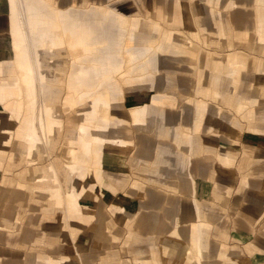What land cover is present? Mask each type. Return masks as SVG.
I'll list each match as a JSON object with an SVG mask.
<instances>
[{
	"label": "crops",
	"instance_id": "crops-1",
	"mask_svg": "<svg viewBox=\"0 0 264 264\" xmlns=\"http://www.w3.org/2000/svg\"><path fill=\"white\" fill-rule=\"evenodd\" d=\"M113 1L107 0L108 3L104 4L87 1L84 4L68 3L67 6L60 7L57 0H0V28L6 26L4 23L8 19L11 4L16 5L17 10L24 14L23 17L25 20L30 22L34 18H39L38 16L41 14L50 19L58 12V15H62L63 18L68 20H71L72 16L77 17L87 27L89 26V14L94 12L95 9L103 10V8H106L115 10L117 7ZM202 1L211 7L218 6L221 2V0ZM253 3L256 5L257 13L255 25L258 35L255 41L258 45H264V0H230V3L225 6L228 9L232 8L229 11V17L224 21L215 19L214 24L216 29L215 33H213L221 38L225 37L227 43L231 40L233 45H236V42H232L234 41L233 37L236 39L247 37V33L244 32L252 26L247 19L249 13L242 6H248ZM180 9V0H174V21H179ZM194 9L201 10L198 1H196ZM99 19L100 17L97 15V20ZM135 21V19H132L130 25L132 27L130 34H132L133 40L138 35H147L151 39H155L154 47L159 49L158 51L149 50L150 48L148 49L138 45L139 47H143L141 49L142 56L149 50L147 60L151 74L148 79L145 77L143 80H133V83L143 86L139 91H135L134 94H144L148 97V101L144 105L145 120L149 113H152V111L157 112L159 114V127L156 130H152L151 126L146 127L147 130L143 133L136 131L137 133L133 137V147L131 148L132 144H129V148L127 147L129 149L128 153L132 151L130 149H134L135 153V149L138 148L137 143L140 136L144 135V139L146 137L149 138L148 143L142 141L140 155L137 156L135 154L131 156L130 164H132L133 170H137V172H134V175H138L139 179L132 183L130 182L126 187L128 189L126 191L127 194L135 197L138 194L143 195L146 197V200L136 198L128 204L126 210L117 203H111L106 211L122 223L130 222L137 217L135 231L138 233L137 235L142 244L139 246H148L150 240L154 237L157 244L148 246V257H142V253L138 250L134 252L138 260H148L154 264H158L155 261V257L158 255V246L167 261L176 264H264V245H260L261 248L254 244L248 246L249 232L246 224L248 217H256V221L254 222L258 223L264 215L263 186L258 183H250L249 181L254 182L257 180L256 177L248 176L249 170L251 169L250 166L241 172L239 166L241 156L234 157L229 149H225L232 145L231 140L227 137H235L238 130L235 126H241V121H244V130L245 132L248 130V140L257 144H242L241 141V148L239 146V150H250L255 154V157L260 159L262 163H259L258 168H255L258 163L252 166L256 170L254 174L264 173V170L259 168L264 165V64L258 62L254 64L258 72L252 68L251 64L247 65L246 57L242 55L247 54L243 47L239 50L236 49L232 53L229 51L222 60L214 57L209 58L205 54H202L199 65L202 71L199 77L194 72L190 77L181 76L176 80V95L178 99H176L177 104L174 106V99H172L174 98V94L170 92L172 89L170 83L165 85L166 88L162 85L163 93H161L155 91L152 85L145 87L146 82L152 77L156 57L159 54L173 52L193 55L194 51L192 47L196 44L191 39L186 38L185 45H187V49H183L184 47L177 43L173 29H165L162 27L161 22L143 19L141 17L138 19V31L134 33ZM151 24H156L159 28L163 29L165 36L155 38L147 34V26H151ZM157 26H155L156 29ZM104 29L109 30V28H103L102 30ZM111 31L114 34L113 29ZM96 34L97 36L98 34L101 36L105 35L104 32H96ZM7 35V33L3 34L4 37H7ZM22 47L24 48V45ZM27 48V52L32 51L28 46ZM10 51L12 50H10L9 46L0 38L1 69L8 68L9 65H12L13 61H6L5 58V54ZM246 66L249 67L248 70H244ZM138 68L142 70L146 67L143 64ZM182 74H186L184 69ZM1 78L6 79V77ZM251 85H256V92L251 90ZM187 98L192 100V102H184ZM228 102H232L234 107L236 105L242 106L241 110H231L225 106V103ZM256 102L258 104L257 109L252 112L244 111L248 104H255ZM198 103H203L205 106L202 116L203 124H197L200 122L198 121L197 113ZM162 105H165V107L159 109ZM239 114H241V117ZM240 118L246 120H240ZM229 120L234 122L233 127ZM231 129H234V134L229 133ZM213 132L214 134H210ZM158 136L162 139L159 140ZM125 158L122 161L123 163L126 160ZM248 161L250 160L247 158V164L251 163V161ZM233 163L236 166L234 168L236 171L231 172L229 167ZM139 166L141 168L136 169ZM100 177L101 181L105 182L107 186L102 187L100 183L97 184V190L101 193L93 205L91 217L88 221L80 218L74 224L75 226L80 224L78 228L65 222L64 211L60 206L55 204V201L49 197V194L34 190V192L44 194L46 197V204L42 209L44 214H47L49 208L59 212L56 219L64 223L61 230L68 232L70 236L72 253L71 255L53 256L46 253L33 254L30 252H22L20 264H58L59 261L67 260H72L73 264H92L95 262L96 256L88 253L82 257L81 254L88 250L87 244L89 243V238L91 239L90 243L92 246L98 245L99 247L104 246L103 240L108 238L105 232L103 233L101 230L95 231L93 225V220H96L95 222L99 224L107 215L104 210L105 205L101 202L100 206L99 199L100 197H104L107 192L110 194L115 193L117 190L116 185L123 184V181L127 180L125 176H112V179H108L105 176L104 170L101 171ZM139 180L144 181L145 184L152 182L161 187H164V180L180 181L181 184L176 185L178 188L177 193L167 196L166 194L158 193L154 188L144 187V184ZM211 180L215 187H227L236 181L231 202L235 200L234 203L240 207L241 214H243L240 216V224L237 229H233V225L226 222L225 217H228V214L213 224L209 223L206 225L204 222L207 216L198 208L201 195L200 185H204ZM136 184L140 185L142 189H137L135 187ZM9 186L20 190L17 184L13 182ZM238 186L241 192L236 195ZM21 191L23 190L21 189ZM184 192L187 193V200L186 198L184 199ZM14 202L16 203L17 201ZM228 202H230V199ZM256 204H259L261 208L256 206ZM158 211L162 215H159L157 213ZM211 212L216 213L217 211L215 209H211L209 213L210 217H217L215 216L216 214H212V216ZM12 216L13 220L18 219L16 214ZM44 218L47 219V216L45 215ZM116 235L117 233L113 232L110 237L116 238ZM76 236L80 238L75 240ZM215 237H228V243L239 246L240 252H234L229 256L226 246L223 243H219L217 248ZM260 241L264 244V237H260ZM196 244L198 245L199 253ZM205 250L206 252H204ZM114 256L117 255L115 254ZM114 256H102L97 264H119ZM0 264H7V262L5 259L0 258Z\"/></svg>",
	"mask_w": 264,
	"mask_h": 264
},
{
	"label": "rangeland",
	"instance_id": "rangeland-1",
	"mask_svg": "<svg viewBox=\"0 0 264 264\" xmlns=\"http://www.w3.org/2000/svg\"><path fill=\"white\" fill-rule=\"evenodd\" d=\"M86 1L97 4L108 3L107 0H57V3L60 7H65L68 5V3L84 4ZM173 1L174 0H114L113 3L117 7L115 10H109L106 8H103V10L96 9L94 12H91L89 14L88 25L92 28V38L86 40L84 44H76L72 48L67 46V52L65 54L66 56L72 58H77L80 56L82 58L86 57V60L89 62V64H93L94 66H96V71L101 70V74L103 71H105V75H101L102 77L99 80L101 82L99 87H97L94 92L97 97H100L101 100L106 101L105 104L99 103L94 107L93 111L99 117L103 119L110 118L109 109L111 107H119L128 111L129 108L133 106L127 100L128 98L126 95L127 93H129V88L127 87V85L129 83H133V80H143L145 77L147 79L150 77L151 73L147 60L149 56V50L158 51L159 49L156 47L150 48L147 53L142 56L141 49L143 47H139L137 44H135L132 36H130V38L128 37L132 28L130 26L132 19L136 20L134 22V33L138 31V19L141 17L143 19H150L151 21H159L161 22L162 27L165 29H173L175 33V39L177 43L181 44L182 47H184L183 49H187V45H185L187 40L186 38L191 39L196 44L194 47H192L194 51L193 55L173 52L159 54L156 57L152 77L146 82L145 87H149L150 85H152L155 91L161 93H163L162 85H164V88H166L165 85H167V83H170L172 85V89L170 90V92L174 94V98H170L174 99V106H176V99H178L176 95V80L181 76L190 77L194 72L196 73L197 77H199L200 72L202 71L199 66L202 54H205L209 58L214 57L222 60L229 53V51L232 53L235 52L236 49L239 50L241 47H243L245 49V53L247 54H241L246 57L247 65L251 64L252 68L255 69L254 64L256 62L264 64V45H258L255 41L258 34L256 32L255 25L257 13L256 5L254 3L248 6H242L249 13L247 19L252 27L245 30L244 33H247V37L242 39H236L235 37H233L234 41L232 42H236V45H233L231 43V40H229L227 43V39H225V37L221 38L214 34L216 29L214 20L219 19L221 21H224L229 17V11L232 8L228 9L225 8V6L226 4L230 3V0H221L220 5L213 7L206 5L202 0H180L181 9L179 14V21H174L173 18ZM196 1H198L199 5L201 6V10L194 9ZM130 9H134L133 14L124 12ZM97 15H99L100 17L99 20H97ZM120 24H123V26H121ZM155 26L157 25H148L146 33L152 35L155 38L165 36V32L163 31V29L159 28L158 26L156 29ZM97 28L99 29L96 31ZM103 28H109V30H102ZM112 29L114 34H112ZM141 31L142 33H144L143 30ZM94 32H104L105 35L103 37H95L93 35ZM108 32L109 34L107 35ZM210 32L214 33L212 34ZM68 39L73 40V38L66 36L65 40L67 41ZM207 42L208 44H206ZM24 43L26 44V42ZM83 47H86L84 48L85 50H82ZM88 49H90L91 51H88ZM90 58L91 61L96 60L95 63L97 64L92 63L90 61ZM129 58H131L130 62ZM103 59H106L107 61L102 62ZM98 60H100L101 63H98ZM13 63L14 62H12L11 65L12 68H14ZM143 64H145L146 68L142 70L139 69L138 67L142 66ZM49 68L44 67V70H46V72H55L58 70L65 72L68 69L66 67H64L63 69L62 66H58L57 68ZM40 69L42 70V67H40ZM111 69H113L112 72ZM183 69L186 72V74L184 75L182 74ZM248 69L249 67L246 66L244 70ZM2 76H4V74H0V77ZM56 80L57 82H55L53 85L49 84L53 87L58 88V91L52 94L42 93V90L46 85L45 83L38 85L36 84L37 86H34V92L40 93V99H44H41L42 102L47 101L48 96L51 95L47 106L49 107V109L53 110L49 114L52 117V120H54V115L56 114L54 107L57 110L56 118L60 125V131L59 135L55 139V142H53V149L51 153H49V156H43L40 159L35 158L34 161H29L27 163L25 156L17 151V142L16 140H14V137H12L10 143L6 147L7 152L4 154V156L0 157V258L5 259L7 264H20L22 260V252H30L33 254L46 253L53 256L71 255L72 253V245H70L69 239L70 236L68 232L61 230L64 223L63 221L56 219L59 215V212L49 208L47 214H44L42 209L46 204V197L44 194L38 192L36 193V191L34 192V190L43 191L49 195L51 193L47 190L41 189V185L36 186L37 184H32V186H34L32 190H29V188L25 187L21 188L18 185L17 186L20 190L14 189L13 187L9 186L12 182L16 184V179L26 182V178H28L31 173L34 176H38L39 172L36 169L48 166L51 161L53 164H57L59 167H62V165L70 166L73 163V159L70 155V150L73 145L69 143V136H67V134L70 132H78L79 127L77 126L78 124H80L79 111L83 108H87L88 112L89 110H91L89 102L92 101V97H94V95H89V98L84 95V99H82L79 103L69 104V102H66V98L73 96L77 100L78 94H74L70 91L69 85L65 83V81L68 80V77L66 75H58L56 77ZM114 82L118 84L119 88H112V84ZM134 85L138 87L140 84L133 83V92H135L134 90L139 91L137 90L138 88H134ZM78 87L82 90L86 89V86L80 84H78ZM16 88L19 92V97L14 98L15 100H9L10 102H8V104H0V108L3 109V112H6L5 114L9 113L11 107H13L17 102H21L23 104L30 101V99L34 100L35 95H31V93L27 92L28 87L26 85L19 84L16 85ZM37 90H39L40 92ZM251 90H254L256 92V85H251ZM50 100H52L53 102H50ZM184 102L190 103L192 102V100L187 98ZM225 106L229 107L233 111L236 110L232 102L225 103ZM257 106V102L255 104H248L247 108L244 111L252 112L253 110L257 109ZM162 107H165V105L160 106L159 109H161ZM22 110L25 111V107L22 108ZM241 114H239L240 117ZM240 120L246 119L240 118ZM243 122L244 121H241V126H235V128L238 129L235 137H227L231 140L232 145L229 148L225 149H229L233 153L234 157L241 156V160L239 163L241 172L245 171V169L250 166L251 169L249 170L248 176L254 178L256 177L257 180H255L254 182H249L262 185L264 190V173H260L258 175L254 174L256 170H254V168L252 167L253 165H255V163H258L255 167L258 168L259 163L261 162L260 159L256 158L255 154H253L250 150H239V146L241 148V141L242 144H257L248 140V130H246L245 132ZM200 124H203V121H201ZM9 126L12 129H16L20 126V123H18V125L16 126V123L10 122ZM149 126H151L152 130H156L159 127V114L157 112L152 111V113H149L146 118V124L140 127L141 129L139 130H137V128L132 125V122L129 121L123 128H106L105 133L109 134L112 130L122 131V140L124 139L126 142L130 143V145L132 144V148L134 140L133 137L135 136V134L137 132L143 133L147 130L146 127ZM210 134H214V132ZM158 138L159 140L162 139L160 136H158ZM75 140H78V136L75 138ZM122 140L117 138L116 144L121 143ZM128 148H125L126 160L124 163H122L121 166H119L121 169L117 168L118 166L116 165L113 168L108 166L104 167L106 178L112 179V176H125L127 179L123 181V184L116 185L117 190L115 193L110 194L107 192L104 197H100V206L102 202V204L105 205V211L106 209H108L111 203H117L126 210L128 208V204L133 202V200H135L136 198L146 200V197L143 195L138 194L135 197L126 193V191L128 190L126 188L127 185L130 182L132 183L133 181L139 179L138 175H134V172H137V170H133L134 168L132 164H130L131 156L135 155L134 149H130L132 151L128 153ZM247 158L251 161V163L247 164ZM139 168L141 167L139 166L136 169ZM234 168H236V166L233 163L229 167V170L233 172L235 170ZM259 168H262V170H264V165ZM141 182L144 184V187L154 188L158 193H163L167 196L173 193H177L178 188L176 187V185L179 183L181 184L180 181L164 180V187H161L152 182H147L146 184L144 181ZM235 185L236 181L232 182L227 187L216 186V188L212 180L206 182L204 185H200L201 195L198 202L200 204L198 208L207 216L206 219H204L206 225H208L209 223L213 224L214 222L220 220L221 217L228 214L229 216L225 217L226 222L231 223L233 225V229H237L238 225L240 224V216L243 214H241L240 207L234 203L235 200L231 202ZM239 188L240 187L238 186L236 189V195L241 192ZM21 189L23 191H21ZM100 193L101 192L99 191L98 195ZM184 194L185 199L187 193L184 192ZM180 198L183 199L182 197ZM229 199L230 202H228ZM14 201L17 202L15 203ZM259 204H256V206H259L261 208ZM211 209H215L217 211L216 213L211 212V215L216 214L215 216L217 217H210L209 211ZM106 213V217L103 218V220L100 221L99 224L95 222L96 220H93L95 231L101 230L103 233L105 232L106 236H108L107 239L103 240L104 246H92L90 243L91 239L89 238V243L87 244L88 250L81 254V256L84 257V254L87 255L88 253L92 256H96L95 262L92 264H97L102 256H114L115 254L117 256L114 257L117 259V263L119 264H154L152 261H144L141 259L138 260L134 254V252L138 250L142 253V257H148V246L157 244L154 237H152L148 246H139L142 244L140 243L139 236L137 235L138 233L135 231L137 217L132 219V221L130 222L122 223L119 219H116L115 216L110 215L107 211ZM157 213L159 215H162V213H159V211ZM15 214L16 216H18L17 220H13L12 215ZM45 215L47 216V219L44 218ZM254 221H256V217L247 218L246 224L249 232L248 246L250 244H254L257 247L261 248L260 245H264L260 241V237H264V215L261 217L258 223H255ZM8 225L9 227H7ZM113 232L117 233L116 238L110 237ZM79 238V236H76L75 240H78ZM228 241V237H215L216 246L219 243H223L226 246L229 256H231V254L234 252H240L239 246L229 244ZM157 248L158 255L155 257V261L158 264H176L167 261L166 257L161 253L160 248L158 246ZM204 252H206V250Z\"/></svg>",
	"mask_w": 264,
	"mask_h": 264
},
{
	"label": "bare ground",
	"instance_id": "bare-ground-1",
	"mask_svg": "<svg viewBox=\"0 0 264 264\" xmlns=\"http://www.w3.org/2000/svg\"><path fill=\"white\" fill-rule=\"evenodd\" d=\"M133 11L134 9H130L124 12L133 14ZM57 13L50 19L41 14L38 16L39 18H34L30 22L25 20L24 14L17 10L16 5L11 4L8 19L4 23L6 26L0 28L1 40L12 50L5 54L6 61L14 62V68L10 65L5 69L0 68V74H4L2 77H6V79L0 77V104H8L9 100L19 97L16 88V85L19 84L26 85L28 87L27 92L35 95L34 100L30 99V101L23 104L17 102L11 107V110H13H9L10 112L7 114L0 108V157L7 152L6 147L12 137L17 142V151L25 156L27 163L34 161L35 158L40 159L43 156H49L53 149V142H55L60 131V125L56 118L57 110L54 107L56 114L54 120H52L49 114L53 110L47 106L51 95L48 96L47 101L42 102L44 99H40V93L34 92V86L45 83V88L43 90L41 88L42 93H55L58 88L52 85L57 82L56 77L66 75L68 80L65 83L69 85L70 91L78 94L77 100L71 96L66 98V102L76 104L84 99V95L87 98H89V95H94L92 101L89 102L91 110L88 112L87 108H83L79 111L80 124L77 126L79 127L78 132L67 134L69 143L73 145L70 150L73 163L70 166L62 165V167H59L51 161L48 166L36 169L39 172L38 176L31 173L26 178V182L16 179V184L21 188L25 187L32 190L34 187L32 184H37L36 186H42L41 189L49 191L51 193L49 197L64 211L65 222L73 226L80 218L86 221L90 219L93 205L99 193L97 184L100 183L102 187L107 186L105 182L101 181V171L106 166L113 168L115 165L121 169L119 166L122 165V161L126 156L125 147L130 144L124 139L122 140V131L112 130L109 134H106L105 129L109 127H113L111 129H114V127L123 128L129 121L137 130L141 129L140 127L146 124L144 105L148 101V97L144 94H134L133 83H129L127 85L129 88L127 98L133 107L129 108L128 111L119 107H111L112 109H109L110 118L107 119L95 114L94 107L99 103L105 104L106 102L94 93L95 89L99 87L101 83L99 80L102 77L101 75H105V71L102 74L101 70L96 71V66L89 64L86 57L72 58L65 55L67 46L72 48L76 44H84L86 40L92 38V29L90 26H84V22H80L75 16L68 20ZM120 25L123 26V24ZM4 33L8 34L7 37L3 36ZM66 34L73 40L68 39L66 41ZM94 36L100 37L101 35L98 34L97 36L94 32ZM130 36L132 34L128 35L129 38ZM134 41L137 45L148 49L154 47L156 42L155 39H151L147 35H138ZM24 42L32 49L31 52L26 51L28 48ZM84 48L86 47H83L82 50H85ZM88 51L91 50L88 49ZM130 60L131 58H129V62ZM95 61L91 62L97 64ZM104 61L107 60L103 59L102 62ZM97 62L101 63L100 60ZM58 66L68 69L65 72L60 70H58L59 72H46L44 70V67L57 68ZM40 67H42V70ZM112 71L113 69H111ZM78 84L86 86V89L82 90L78 87ZM116 87L119 88L118 84L114 82L112 88L117 89ZM134 88L139 90L143 86L139 85L137 87L134 85ZM50 102L53 101L50 100ZM24 107L25 111L22 110ZM204 108L203 103L197 104L198 121L200 122L202 121ZM235 108L236 111H240L242 106L236 105ZM10 122L16 123V126L20 123V126L12 129L9 126ZM200 122L197 124H200ZM230 122L233 127L234 122ZM229 133L234 134V129H231ZM77 136L78 140L76 141ZM144 137V135H141L138 140V148L135 149L137 156L140 155L142 141L149 142V138L144 139ZM117 138L122 142L116 144ZM135 187L142 189L138 184ZM79 226L80 224L74 225L75 228ZM196 248L199 253L197 244ZM58 264H73V261H59Z\"/></svg>",
	"mask_w": 264,
	"mask_h": 264
}]
</instances>
